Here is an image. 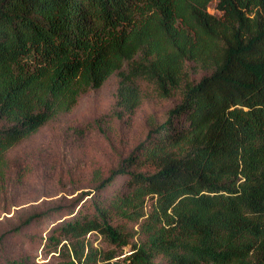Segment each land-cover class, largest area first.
<instances>
[{
  "label": "trees",
  "instance_id": "1",
  "mask_svg": "<svg viewBox=\"0 0 264 264\" xmlns=\"http://www.w3.org/2000/svg\"><path fill=\"white\" fill-rule=\"evenodd\" d=\"M114 73L124 112L140 82L179 101L50 225L43 264H264V0H0V172Z\"/></svg>",
  "mask_w": 264,
  "mask_h": 264
},
{
  "label": "rangeland",
  "instance_id": "2",
  "mask_svg": "<svg viewBox=\"0 0 264 264\" xmlns=\"http://www.w3.org/2000/svg\"><path fill=\"white\" fill-rule=\"evenodd\" d=\"M208 10L218 14L214 3ZM186 69L189 80L204 74L191 62ZM117 82V74L110 75L99 88L83 93L69 112L56 115L5 152L6 166L0 172V264L54 263L57 259L41 249L50 225L80 198L79 204L86 200L82 205H88L86 193L179 101L178 91L161 98L152 85L140 82L141 101L127 113L116 104ZM35 215L39 220L25 224ZM89 239L94 246H106L95 233ZM128 250L125 246L120 256Z\"/></svg>",
  "mask_w": 264,
  "mask_h": 264
},
{
  "label": "water",
  "instance_id": "3",
  "mask_svg": "<svg viewBox=\"0 0 264 264\" xmlns=\"http://www.w3.org/2000/svg\"><path fill=\"white\" fill-rule=\"evenodd\" d=\"M114 264H120V263H118V262H114Z\"/></svg>",
  "mask_w": 264,
  "mask_h": 264
}]
</instances>
